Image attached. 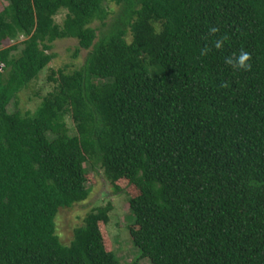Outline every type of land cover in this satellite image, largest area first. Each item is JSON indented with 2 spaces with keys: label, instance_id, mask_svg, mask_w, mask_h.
I'll list each match as a JSON object with an SVG mask.
<instances>
[{
  "label": "trees",
  "instance_id": "trees-1",
  "mask_svg": "<svg viewBox=\"0 0 264 264\" xmlns=\"http://www.w3.org/2000/svg\"><path fill=\"white\" fill-rule=\"evenodd\" d=\"M7 2L0 264H122L100 229L112 204L70 245L57 234L98 168L128 196L132 243L151 264H264V0ZM21 35L20 52L4 47ZM62 39L89 51L84 66L52 71L35 113L10 112Z\"/></svg>",
  "mask_w": 264,
  "mask_h": 264
},
{
  "label": "rangeland",
  "instance_id": "rangeland-1",
  "mask_svg": "<svg viewBox=\"0 0 264 264\" xmlns=\"http://www.w3.org/2000/svg\"><path fill=\"white\" fill-rule=\"evenodd\" d=\"M8 6L7 0H0V11ZM115 12L118 7L114 4L110 5ZM66 16L63 11L56 17L57 23L62 24ZM115 15H111L107 24H111ZM92 27L101 35V24L95 22ZM106 31V30H103ZM131 37L128 41L131 42ZM25 40L24 36H19L16 41H6L4 47H10L15 44H21ZM22 46L19 49L21 51ZM79 51V55L75 58V54ZM17 53V55L19 54ZM54 55V60L49 67L33 81L30 86L25 89L18 98V104L13 102L9 106L10 112L20 111L23 114H33L39 108L44 96L54 90L55 84L49 81L52 71H58L67 68L69 72L81 69L87 59L89 51L80 49L79 42L76 39L57 40L52 44L50 51ZM70 128L73 124L68 119ZM88 187L91 189V197L82 204H78L71 209H62L57 219V234L66 245H70L74 240V231L83 224L85 217L98 208H103L109 204L113 205L110 225H100L106 249L109 252H115L122 264H151L149 260L143 259L140 251L133 245L129 225L131 217L128 196L126 194H118L114 191L111 183L107 180L104 170L90 169L88 175ZM125 187V183H121Z\"/></svg>",
  "mask_w": 264,
  "mask_h": 264
},
{
  "label": "clouds",
  "instance_id": "clouds-1",
  "mask_svg": "<svg viewBox=\"0 0 264 264\" xmlns=\"http://www.w3.org/2000/svg\"><path fill=\"white\" fill-rule=\"evenodd\" d=\"M219 46H220L219 43H217V47H219ZM247 58H248L247 53H244L240 56V58H239V66L240 67H246L244 62H245V60H247Z\"/></svg>",
  "mask_w": 264,
  "mask_h": 264
},
{
  "label": "built area",
  "instance_id": "built-area-1",
  "mask_svg": "<svg viewBox=\"0 0 264 264\" xmlns=\"http://www.w3.org/2000/svg\"><path fill=\"white\" fill-rule=\"evenodd\" d=\"M2 69H3V65L0 64V71H2Z\"/></svg>",
  "mask_w": 264,
  "mask_h": 264
}]
</instances>
